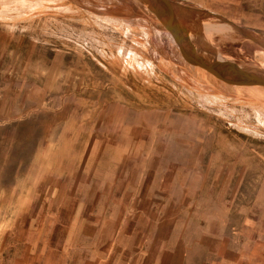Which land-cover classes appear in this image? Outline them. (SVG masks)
Listing matches in <instances>:
<instances>
[{"label": "rangeland", "instance_id": "374dc122", "mask_svg": "<svg viewBox=\"0 0 264 264\" xmlns=\"http://www.w3.org/2000/svg\"><path fill=\"white\" fill-rule=\"evenodd\" d=\"M173 1L264 73V0ZM0 264H264V86L146 0H0Z\"/></svg>", "mask_w": 264, "mask_h": 264}, {"label": "water", "instance_id": "95a60500", "mask_svg": "<svg viewBox=\"0 0 264 264\" xmlns=\"http://www.w3.org/2000/svg\"><path fill=\"white\" fill-rule=\"evenodd\" d=\"M158 18L165 24L179 46L182 57L192 65L200 66L220 80L232 85H263L264 73L253 72L231 61H208L196 53V48L182 41L178 5L173 0H146ZM166 19V21H165ZM187 43V44H186ZM189 45V46H188Z\"/></svg>", "mask_w": 264, "mask_h": 264}, {"label": "bare ground", "instance_id": "6f19581e", "mask_svg": "<svg viewBox=\"0 0 264 264\" xmlns=\"http://www.w3.org/2000/svg\"><path fill=\"white\" fill-rule=\"evenodd\" d=\"M146 4V3H145ZM179 15V12H178ZM183 15V14H182ZM184 17V16H183ZM187 20V19H186ZM192 30V29H191ZM204 30V29H203ZM192 34V33H191ZM210 35V34H209ZM193 42H195L194 46L196 48V53L198 54L199 52H201L202 48L200 47V45L197 43V41L194 39V37L191 38ZM213 53V52H212ZM199 55V54H198ZM202 58L208 60V61H212L208 58V56L205 55H201Z\"/></svg>", "mask_w": 264, "mask_h": 264}]
</instances>
